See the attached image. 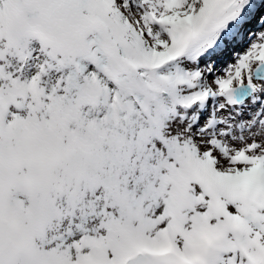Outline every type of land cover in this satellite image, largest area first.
<instances>
[{"label": "snow or ice", "instance_id": "1", "mask_svg": "<svg viewBox=\"0 0 264 264\" xmlns=\"http://www.w3.org/2000/svg\"><path fill=\"white\" fill-rule=\"evenodd\" d=\"M0 264H264V0H0Z\"/></svg>", "mask_w": 264, "mask_h": 264}]
</instances>
